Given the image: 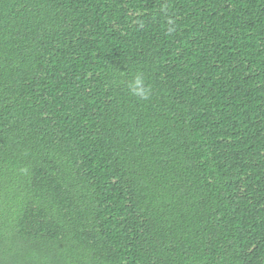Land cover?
Segmentation results:
<instances>
[{
  "label": "trees",
  "instance_id": "trees-1",
  "mask_svg": "<svg viewBox=\"0 0 264 264\" xmlns=\"http://www.w3.org/2000/svg\"><path fill=\"white\" fill-rule=\"evenodd\" d=\"M0 264H264V0H0Z\"/></svg>",
  "mask_w": 264,
  "mask_h": 264
},
{
  "label": "clouds",
  "instance_id": "clouds-1",
  "mask_svg": "<svg viewBox=\"0 0 264 264\" xmlns=\"http://www.w3.org/2000/svg\"><path fill=\"white\" fill-rule=\"evenodd\" d=\"M169 24H172V21L169 20ZM174 29L169 27L168 32L169 34L173 31ZM127 89L128 92L131 96L147 101L150 97L151 94V89L149 86L145 84V80L142 76V74H136L127 84Z\"/></svg>",
  "mask_w": 264,
  "mask_h": 264
}]
</instances>
